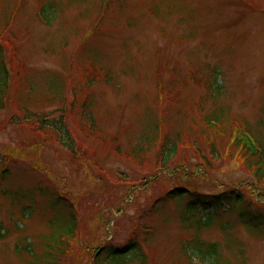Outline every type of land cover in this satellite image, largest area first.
<instances>
[{
	"label": "rangeland",
	"instance_id": "obj_1",
	"mask_svg": "<svg viewBox=\"0 0 264 264\" xmlns=\"http://www.w3.org/2000/svg\"><path fill=\"white\" fill-rule=\"evenodd\" d=\"M55 2L47 25L39 0H0V42L16 74L0 111V264H37L24 249L41 255L66 223L67 203L50 207L58 194L79 227L59 264H91L99 244L132 237L144 264H198L181 250L193 238L215 243L221 262L264 264V224L246 227L237 208L207 225L202 212L184 218L191 193L228 191L264 216V185L243 147L264 149V0ZM24 111L63 121L75 153L56 132L10 122ZM152 138L153 150H141ZM164 138L178 150L163 167ZM177 187L187 195L168 198Z\"/></svg>",
	"mask_w": 264,
	"mask_h": 264
},
{
	"label": "trees",
	"instance_id": "obj_2",
	"mask_svg": "<svg viewBox=\"0 0 264 264\" xmlns=\"http://www.w3.org/2000/svg\"><path fill=\"white\" fill-rule=\"evenodd\" d=\"M41 6L39 8V14H41L43 20L47 25H50L51 22L57 18L59 14V5L55 2V0H39ZM9 52L6 48H4L3 44L0 42V111H4L6 109V100L9 97L10 93V85L13 82V77L16 75L14 70L11 69L10 62L8 59ZM92 70V69H91ZM93 71V70H92ZM94 72V71H93ZM89 74V72H88ZM88 76V81L92 84L91 77ZM218 77V72L213 79L215 80ZM94 80V77H93ZM18 81V80H17ZM212 86V85H211ZM57 91L56 85L54 86ZM213 87V86H212ZM91 102L88 103V106ZM83 117L86 120L93 121L91 118V114L87 106L82 107ZM22 117L12 116L10 122H14L16 124H22V122L30 123L36 125L37 129L40 132L52 131L57 133V138L60 143L64 146H69L71 151L75 153L76 145L71 140L70 131L67 129V125L63 123V121H49L48 115H31L28 111ZM65 112V111H64ZM64 116V115H63ZM63 118V117H62ZM213 121H219L217 118H213ZM92 124V123H91ZM69 132V133H68ZM241 141V138L236 140L238 142ZM242 142V141H241ZM156 138H152L148 147L142 148L141 150L146 152L152 151V147L156 146ZM243 143V142H242ZM155 144V145H154ZM177 140H169L164 138L162 143L159 145V159L161 161L162 166H166L168 162L174 157L176 154L178 147L176 146ZM244 144V143H243ZM245 155L248 156L247 159V168L251 170L253 176L256 179L263 183L264 185V149L253 151L251 147H248L247 144L244 146ZM140 150H136L138 152ZM6 171V170H5ZM4 173V172H3ZM186 190L181 187H177L176 189L169 190L167 193V197L170 199H183L187 195ZM189 195V194H188ZM260 200L264 199V195L261 194ZM243 196L241 191H228L222 192L217 195H208L205 196L200 193H191L187 200V205L184 208V214L186 220L191 216H195L198 213H204L207 217V222L204 225L209 223V218L214 216L215 213L220 211V208L223 206H229L228 208H234L237 210V213L240 215L241 220L245 223L246 227L250 229H256L264 224V216L260 212L253 211L251 209L252 206L245 205V201L243 200ZM67 203V208L65 212V216L68 217L66 223L61 224L59 226V232H52V234L47 238L48 240L42 247V254L36 255L35 251H31L30 249L25 248L24 250L32 253L34 262L37 264H59L56 260L59 256H69L71 247L73 244L77 243L79 239V227H78V217L76 212V207L67 199L65 196L58 194V199L56 201H52L50 207L56 206L59 203L63 202ZM263 201V200H262ZM260 201V202H262ZM252 203L251 205H254ZM212 209L214 210L212 213H205V210ZM187 216V217H186ZM202 223L200 220L198 221ZM136 237H132L131 240H128L122 246H113V245H105L99 244L97 249L93 251V254L90 255L89 259L91 264H131L133 262H137L140 264L145 263V256L142 255L141 247L136 241ZM181 250L184 255L191 262H195L198 264H230L227 261L221 262L219 259L218 246L215 243L206 244L203 242H199L196 239H191V241L186 243H181ZM63 264H72L68 260H66Z\"/></svg>",
	"mask_w": 264,
	"mask_h": 264
}]
</instances>
